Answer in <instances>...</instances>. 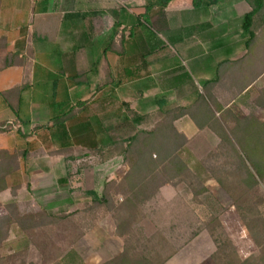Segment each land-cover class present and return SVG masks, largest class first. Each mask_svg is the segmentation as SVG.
I'll list each match as a JSON object with an SVG mask.
<instances>
[{
	"label": "crops",
	"instance_id": "0c3cea01",
	"mask_svg": "<svg viewBox=\"0 0 264 264\" xmlns=\"http://www.w3.org/2000/svg\"><path fill=\"white\" fill-rule=\"evenodd\" d=\"M151 1L137 8V0H0V127L6 130L0 132V149L22 153L15 173H68L67 152L89 144L91 148L100 146L95 134L88 132H93V126L104 125L103 119L100 113L89 118L87 111L102 103L105 95L118 101L122 81L135 84L142 72L146 81L139 90L145 97L154 96L158 109L190 105L205 88L222 103L217 98L222 93L220 88L227 85L235 92L242 82L250 83L241 96L229 104L222 103L223 111H230L224 125L234 124L231 112L236 108L255 109V117L264 122L259 116L264 108L255 103L260 93L255 89L264 87V43L249 54L242 27L243 17L250 10L247 2L241 0V10L233 5L220 6L225 0L201 7H194L192 0H172L164 8L148 9ZM220 8L227 12L223 18L215 15ZM162 14L178 15L179 21L173 23L172 17L156 21ZM236 17L240 21L235 23ZM151 21L156 22L161 35L166 31L165 37L159 34L162 46H177L179 56L142 57V62L136 63V57H119L118 51L111 50L113 57L106 61L98 57L94 66L88 65V45H118L116 31L120 29L131 30L132 38L141 36L148 41V35L140 31L145 26L150 28ZM105 29L112 31L106 37L100 34ZM70 41L73 46L69 48L66 45ZM156 50L150 49L145 55L151 56ZM99 60L102 64L98 66ZM92 73L104 79L90 85ZM128 91L132 98L125 99L127 103L141 92ZM81 102L86 105L78 106ZM73 107L78 109L75 115L63 122L57 120ZM175 126L189 140L210 132L220 141L210 128L200 129L189 115L176 120ZM69 190L64 189L65 195ZM33 191L36 202L47 208L78 204L77 197L70 194L52 199L45 185L33 187ZM92 191L96 189L86 192Z\"/></svg>",
	"mask_w": 264,
	"mask_h": 264
},
{
	"label": "rangeland",
	"instance_id": "374dc122",
	"mask_svg": "<svg viewBox=\"0 0 264 264\" xmlns=\"http://www.w3.org/2000/svg\"><path fill=\"white\" fill-rule=\"evenodd\" d=\"M145 1L147 0H137V8L141 7L140 4ZM225 5H233L240 10L244 7L241 0H225L220 4V6ZM245 5L248 7L247 3ZM224 10L225 8L216 10L215 15L223 18L227 13ZM165 17H172L173 23L179 21V16L175 14L158 15L156 21L159 22ZM233 21L236 23L240 19L236 17ZM155 23V21L149 22L150 28L145 26L140 31L148 35V41L141 36L132 38L129 36L131 30L116 31L120 42L118 45L114 44V52L118 51L121 55L119 57H136V63H141L142 57L179 56L177 46L168 48L162 46L159 39L162 35V37L166 36V31L162 30L161 35ZM111 32L105 29L100 34L106 37ZM129 37L132 39L127 41ZM123 38L124 41H122ZM73 41L66 46L72 47ZM102 48L104 52L101 54ZM156 48L157 50L151 56L145 55L150 49L153 51ZM106 49L107 52H105ZM86 51V59L90 67L94 66L98 57H103L104 61L108 57H113L108 47L97 43L88 45ZM100 64L102 61L99 60L98 66ZM119 64L122 65V62L119 61ZM99 75L90 74V85L95 86L97 82L104 79H101ZM142 75L143 72L135 84L122 81L118 101L113 100L111 95H105L102 103L87 111L89 118L100 113L103 119L104 125L93 126L91 130L93 132H88L95 134L100 146L91 148L92 145L89 144L87 148L67 152L70 154V157L65 159L68 163V173L56 172L45 175L13 173L7 177L9 190L3 192L1 198L2 200L11 198V192L14 189L15 199L23 212L34 213L43 208L53 215L73 214L70 218H61L56 223L38 227L28 238L17 225H13L9 239L0 248L1 255L8 257L19 251L24 252L28 264H103L124 250L125 237L117 231L115 213L106 206H92L94 195L86 191L95 188L94 192L99 196L102 195L107 182L120 181L129 168L123 157L103 160L97 152H93V149L108 144L110 135L127 137L140 128L151 127L157 119L158 108H156L154 96L145 97L143 91L139 90L146 81ZM261 85H264V78ZM128 90H138L142 94L139 93L135 99L127 103L125 99L132 98ZM220 90L222 93H218L217 98H220L225 105L231 103L236 97L235 92L227 85ZM255 90L256 94L260 92L259 88ZM236 109L232 111L240 116L256 113L255 109L248 108L247 111ZM137 116L142 117L140 122L135 120ZM259 116L264 117V114ZM109 125H111L110 131ZM219 142L210 132H202L188 141L184 153L185 159L191 162L194 173L200 178L201 182L197 185L203 184L207 191L194 195L185 182L174 186L165 185L136 213L138 222L134 225V230L143 240L154 234H161L176 246L182 245L165 264H217L213 254L217 251L218 244L210 229H215L216 236L223 234L224 240L228 239L232 243L242 259L255 256L261 250L255 237L262 238L263 230L255 219L260 217L264 219V181L250 191L248 196L243 195L246 185L230 174L233 167L225 163L227 159L224 156H217ZM214 175L220 176L224 185L219 183ZM60 179H65V182H61ZM39 185L49 187L52 199L70 194L73 198L77 197L78 204L66 207L53 205L48 208L40 205L38 201L36 202L37 196L33 191V187ZM61 188L65 191L70 189L69 194L66 192L65 195L64 189L61 190ZM238 198L240 200L236 204ZM117 199L122 201L123 196L119 195ZM7 213L8 209L1 205L0 216ZM216 220L221 226H217ZM45 221L47 220H44V223ZM194 233L197 235L188 241Z\"/></svg>",
	"mask_w": 264,
	"mask_h": 264
},
{
	"label": "trees",
	"instance_id": "16d2710c",
	"mask_svg": "<svg viewBox=\"0 0 264 264\" xmlns=\"http://www.w3.org/2000/svg\"><path fill=\"white\" fill-rule=\"evenodd\" d=\"M171 1L152 0L147 8L153 6L164 8ZM245 1L250 10L243 17L242 27L247 35L246 46L251 54L256 45L262 41L264 43V0ZM219 2L220 0H192L194 7L216 5ZM108 49L114 50V45ZM5 61L7 65L11 64L7 58ZM248 84L242 82L234 94L240 95ZM255 103L264 108V87L260 90ZM85 105L86 102L78 104L83 107ZM223 110L224 105L215 100L205 88V93L190 105L158 109L157 119L151 127L140 128L124 138L110 135L108 144L93 149V152H97L103 160L121 156L129 167L120 181L107 182L102 195L91 192L94 195L92 206H106L113 211L117 218V231L125 237L124 250L103 264H165L181 248L182 245L176 246L161 234H154L143 240L134 230V225L138 222L137 211L143 204L152 200L163 186L185 182L194 195L207 191L203 184L197 185L201 182L200 178L194 173L191 162L185 159L184 153L189 139L175 126V121L179 118L189 115L200 129L210 128L219 137L217 156H224L227 159L225 163L233 167L230 174L246 185L243 195L248 196L250 191L264 181V122L259 121L254 115L241 118L231 112L234 124L224 125L226 115L230 111ZM77 112L78 109L73 107L57 120L66 121ZM217 112H221L220 117L217 116ZM135 118L137 122L142 120L140 116ZM3 131L6 130L0 127V132ZM21 157L20 152L0 149V206L4 205L8 209L6 215L0 216V248L9 239L13 225H17L28 238L38 227L56 223L61 218H70L73 214L53 215L43 208L34 213H25L15 199L14 189L11 198L2 200V193L9 190L7 177L19 170ZM214 176L224 185L220 176ZM119 195L123 196L122 201L117 199ZM239 200V198L236 200V204ZM44 220L47 221L44 223ZM255 220L260 223L263 230L262 238L255 237L261 250L259 254L245 259L239 257L228 239L224 240L223 234L216 236L215 229H210L218 244L217 251L213 254L217 264H264V219L260 217ZM215 223L218 227L221 226L219 221L216 220ZM248 226L250 228V224ZM196 235L197 233L192 234L188 241ZM0 264L28 263L24 252L19 251L8 257L0 253Z\"/></svg>",
	"mask_w": 264,
	"mask_h": 264
}]
</instances>
